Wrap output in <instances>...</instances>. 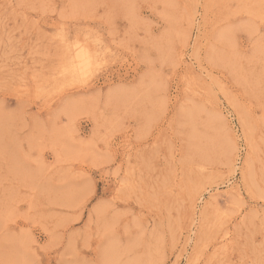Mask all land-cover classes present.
Here are the masks:
<instances>
[{
    "label": "rangeland",
    "instance_id": "obj_1",
    "mask_svg": "<svg viewBox=\"0 0 264 264\" xmlns=\"http://www.w3.org/2000/svg\"><path fill=\"white\" fill-rule=\"evenodd\" d=\"M0 264H264V0H0Z\"/></svg>",
    "mask_w": 264,
    "mask_h": 264
},
{
    "label": "bare ground",
    "instance_id": "obj_2",
    "mask_svg": "<svg viewBox=\"0 0 264 264\" xmlns=\"http://www.w3.org/2000/svg\"><path fill=\"white\" fill-rule=\"evenodd\" d=\"M89 61H87V63H88Z\"/></svg>",
    "mask_w": 264,
    "mask_h": 264
}]
</instances>
